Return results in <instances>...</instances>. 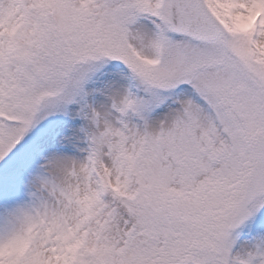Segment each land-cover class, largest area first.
I'll use <instances>...</instances> for the list:
<instances>
[{
	"label": "snow or ice",
	"instance_id": "obj_1",
	"mask_svg": "<svg viewBox=\"0 0 264 264\" xmlns=\"http://www.w3.org/2000/svg\"><path fill=\"white\" fill-rule=\"evenodd\" d=\"M0 264H264V0H0Z\"/></svg>",
	"mask_w": 264,
	"mask_h": 264
}]
</instances>
